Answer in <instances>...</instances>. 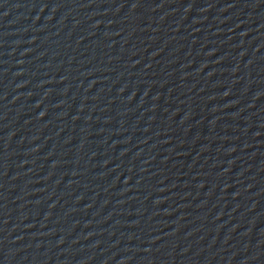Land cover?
<instances>
[{
	"label": "water",
	"instance_id": "95a60500",
	"mask_svg": "<svg viewBox=\"0 0 264 264\" xmlns=\"http://www.w3.org/2000/svg\"><path fill=\"white\" fill-rule=\"evenodd\" d=\"M0 264H264V0H0Z\"/></svg>",
	"mask_w": 264,
	"mask_h": 264
}]
</instances>
